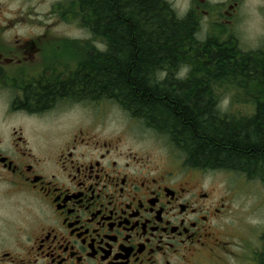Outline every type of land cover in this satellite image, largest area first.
<instances>
[{
    "label": "flooded vegetation",
    "instance_id": "1",
    "mask_svg": "<svg viewBox=\"0 0 264 264\" xmlns=\"http://www.w3.org/2000/svg\"><path fill=\"white\" fill-rule=\"evenodd\" d=\"M56 5L65 21L78 8ZM248 8L264 39V0H186L175 14L235 39ZM31 11L0 2V264H264V232L239 234L230 188L98 123L101 41L34 31ZM187 67L174 79L205 88ZM71 107L82 114L58 116Z\"/></svg>",
    "mask_w": 264,
    "mask_h": 264
},
{
    "label": "trees",
    "instance_id": "2",
    "mask_svg": "<svg viewBox=\"0 0 264 264\" xmlns=\"http://www.w3.org/2000/svg\"><path fill=\"white\" fill-rule=\"evenodd\" d=\"M76 3L70 12L77 23L106 48L97 57L98 94L167 136L194 168L264 182V52L243 53L230 39L199 41L196 24L163 0ZM186 65L187 81L207 82V95L174 79ZM221 81L251 100V117H227L217 108L210 83Z\"/></svg>",
    "mask_w": 264,
    "mask_h": 264
},
{
    "label": "rangeland",
    "instance_id": "3",
    "mask_svg": "<svg viewBox=\"0 0 264 264\" xmlns=\"http://www.w3.org/2000/svg\"><path fill=\"white\" fill-rule=\"evenodd\" d=\"M63 0H0L1 3L18 9L23 6L24 9L29 8L33 22V30L38 32H59L69 37H78L88 39L81 32H86L74 23L75 18L71 21L62 20L58 11L57 2ZM76 1V0H75ZM171 7L172 11H179L180 6L186 3V0H163ZM61 6V4H60ZM176 13V12H175ZM249 18L237 29L235 39L232 37H218L215 32L211 31L208 35L199 34L197 39L207 40L209 38H220L227 41L228 39L236 42L243 53H251L261 50L264 52V39L261 37L263 23L257 17L255 9L248 8ZM180 19V16L176 15ZM80 20V18H76ZM68 20V19H67ZM45 25L44 28L38 30V23ZM50 28V30H49ZM162 77V76H161ZM201 82V81H198ZM206 83L205 81H203ZM212 84V95L216 102L217 108L227 117L231 118H248L254 113V107L251 100H247L234 84L231 82L221 81L218 85ZM210 83V85H211ZM209 85L206 84V87ZM206 89V88H205ZM217 91L218 93H213ZM209 93V90H206ZM73 107L62 110L58 116H63L66 112L70 114L81 115L82 112ZM99 117L98 123L103 127H110L113 134L121 135L125 144L134 147L136 150H147L155 154L157 158H171L173 165L178 166L181 162H186L187 157L183 152L177 150V147L170 141L167 136L156 132L155 130L145 126L141 120L132 118L123 108L118 106L115 101H108V108L103 105L97 106L96 111ZM20 119L18 120V122ZM210 179L216 182H222L224 187L232 190L233 210L235 216L234 224L239 228V234L246 230L248 239L259 240L264 232V182L259 180H250L242 173L233 171H208ZM257 231V233H255ZM263 237V236H262Z\"/></svg>",
    "mask_w": 264,
    "mask_h": 264
},
{
    "label": "clouds",
    "instance_id": "4",
    "mask_svg": "<svg viewBox=\"0 0 264 264\" xmlns=\"http://www.w3.org/2000/svg\"><path fill=\"white\" fill-rule=\"evenodd\" d=\"M181 75H183V73H181Z\"/></svg>",
    "mask_w": 264,
    "mask_h": 264
}]
</instances>
